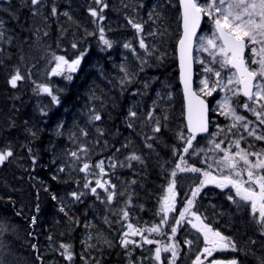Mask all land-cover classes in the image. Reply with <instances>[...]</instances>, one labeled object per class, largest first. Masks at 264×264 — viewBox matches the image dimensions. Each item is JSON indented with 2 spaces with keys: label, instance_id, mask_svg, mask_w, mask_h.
I'll use <instances>...</instances> for the list:
<instances>
[{
  "label": "trees",
  "instance_id": "obj_1",
  "mask_svg": "<svg viewBox=\"0 0 264 264\" xmlns=\"http://www.w3.org/2000/svg\"><path fill=\"white\" fill-rule=\"evenodd\" d=\"M140 1L144 14L150 0ZM105 2L110 5L104 16L124 20L126 5L119 0ZM120 5L121 12H116ZM53 6L57 8L56 15L52 14ZM99 7L93 0H42V5L37 6L30 0H0V20L4 21L0 31L5 33L0 40V151L13 152L0 164V264H124L132 252L135 262L152 264L148 250L134 245L125 249L118 244L117 237L125 210L136 215L133 225L138 228L154 222L155 217L147 211L157 207L164 195L168 184L166 166L173 167L174 154L171 148L163 152L165 160L158 154L152 156V161L149 154L163 148L160 141L177 136L175 127L181 126L186 132L183 124L173 122L183 121L177 62L175 57L165 58L164 62L155 60L154 64L161 63L163 68L148 67L149 71H145L147 62L140 61L134 66V76L129 72L130 78L126 79L121 70H115L116 65L123 64H118L116 58L112 60L113 52L110 54V50L97 44V27L87 18L89 8ZM164 8L165 17L176 21V27L174 23L173 32L170 24L171 31L161 39L175 55L180 36L177 0H167ZM37 10L39 14L33 15ZM208 27L211 29L212 24L205 16L201 32ZM118 32L119 29L107 35L112 37ZM73 43L77 48L72 47ZM81 53L77 70L70 73L71 80L65 78L69 75L66 71L53 74L54 55L71 61ZM17 70L23 79L13 87L9 81ZM148 74H169L173 80L172 96L153 108L158 110L163 105L167 115L159 133L153 131L157 124L146 114L149 90L137 101L134 99L143 76ZM156 84L151 83L150 88L155 89ZM41 85L50 88L59 103H53L52 96L40 90ZM171 89L164 91L169 93ZM197 92L212 102L211 96L198 88ZM130 110L137 113L135 118L129 117ZM158 112L162 117L161 110ZM95 115L101 119H93ZM183 145L182 142L177 149L182 151ZM81 148L86 151H79ZM71 152H77V157H72ZM133 153L141 160L127 159ZM101 161L105 172L102 177L95 167ZM84 163L90 165L87 172L80 171ZM151 166L152 171H148ZM97 179L110 182L106 187L116 193L111 202L107 201L104 189H98L97 194L91 192ZM85 183H90V187L84 188ZM187 184L192 182L186 181L180 196L182 191L190 192L185 191ZM138 186L144 188V193L138 191ZM73 192L83 195L76 200L70 195ZM214 200L220 201L217 197ZM178 214L177 209L175 215ZM236 228L244 232L238 223ZM105 241H110L111 247ZM61 243L71 245V260L62 255ZM51 245L53 251L45 250ZM183 250L184 245L182 253ZM260 253L257 257H264ZM186 254L181 256V264L188 263ZM238 257L244 264L245 258H250L243 248Z\"/></svg>",
  "mask_w": 264,
  "mask_h": 264
},
{
  "label": "snow or ice",
  "instance_id": "obj_2",
  "mask_svg": "<svg viewBox=\"0 0 264 264\" xmlns=\"http://www.w3.org/2000/svg\"><path fill=\"white\" fill-rule=\"evenodd\" d=\"M33 6L42 5V0H30ZM96 5H100L97 8H89V12L92 17L96 20L103 21L105 16L103 12L108 8V4L105 0H93ZM180 6L182 9L183 17V35L179 40V50H180V64H181V80L184 84V95L187 101V136L184 132H181L178 139L185 141V146L183 148L184 153H189L190 149H193V142L197 138L198 133L208 132V106L205 101L197 95L196 92L192 91L191 88V45L192 37L196 36V29L200 26L202 17H207L209 22L212 24L213 31L209 37H200L201 41H205L201 47L205 51H210L214 60L219 57L216 61L219 63L221 69H235L233 75L228 77V85L235 83L238 88L232 91V97H237L243 95L247 98L245 103L242 105L243 108L251 112L259 125H264V0H206L205 3H200V0H180ZM38 10L33 12V15H37ZM52 14H57V8L52 7ZM68 15V13H64ZM71 19V17H69ZM149 19H152V14L150 13ZM128 23L137 31V33L142 32L143 25L141 23H136L134 19L129 18ZM4 21L0 20V29H3ZM100 41L108 48L112 47V42L105 38V29L103 27L99 28ZM4 31H0V40L4 39ZM47 35V33H45ZM139 46L142 49H146V44L143 39L140 40ZM251 46L250 50L252 52L253 58L251 59V64L258 65L256 70H252L250 64L246 62L245 50ZM73 48H77V44L73 43ZM125 48H131L130 43L124 44ZM133 52L135 50L133 49ZM77 56L75 59L69 61L64 56L54 55V60L56 62L55 68H53V74L59 75L66 71L69 75H66V79L71 80L70 73H74L80 64L81 57ZM259 57V59H256ZM142 63H146L142 61ZM143 70V69H141ZM122 71L127 72L124 68ZM205 73H214L217 78H221V71L215 70L213 67L208 66L204 68ZM19 70L15 72L10 78L9 83L16 87L17 81L22 80ZM123 83V81H122ZM204 88L201 91L205 92V95L211 96L212 92L216 91L217 87H226L222 84V80L218 79L214 87L209 88L208 79L201 81ZM42 92L48 93L52 96L53 103H59L58 98L52 95V90L46 86H39ZM147 87V85H145ZM230 90V89H228ZM251 102V103H249ZM221 103L223 108V115L231 116L234 120L231 128L240 125L248 133V136L254 137L255 140L264 141V131L257 133L256 127L249 128L250 124H254V121H249L247 117L238 114L236 107L233 106L235 101L230 102L229 98L224 97ZM137 115L134 111H129V117L135 118ZM153 113L150 111L148 113L149 117H152ZM95 120H100V115H95L93 117ZM167 119V117H165ZM257 125V127L259 126ZM132 125L129 124V127ZM161 130L160 122L157 120V126L153 129L154 132L159 133ZM230 130V129H229ZM245 137L241 136L238 140H235V148L237 151L231 152L225 149H221V143L215 144V149H219L224 152L223 157L217 160V165H223V168L229 169L235 173L237 178H232L231 176H223L217 178L211 174L210 171H204V179L200 181L198 187L194 188L191 192V198L187 199L186 204L182 210L179 212V218L175 220V224L178 226L184 220H188L192 228L196 229L198 232L203 234L205 247L201 250L205 258L212 257L214 252L224 251L232 249L233 251L238 250L237 245L233 242L230 237L224 236L220 231L214 230L208 224H205L201 216L197 215L193 211V206L196 201V197L200 193L201 188L206 184H215L221 189H234L235 197L229 196L228 199L237 205L238 209L244 208L250 205V212L252 214V219L260 229L261 235H264V149L260 151L249 152L246 149L240 147V141L244 140ZM151 148V144L146 145ZM79 151L85 152L86 149L81 148ZM174 155L176 154V149H173ZM195 154V153H192ZM72 157H77V152H71ZM13 156L11 149H6L0 151V164H3L9 157ZM249 156L256 157L255 162L249 159ZM127 159L139 161L141 157L136 154H131ZM243 163V168L240 167V163ZM184 164L185 166H182ZM131 166V165H129ZM90 165L84 163L83 167L80 168L81 172H87ZM96 168L100 169L101 177L105 174L103 161L95 165ZM212 165L209 164V168ZM63 171V168L61 169ZM177 171L179 172H193L197 173L201 170L196 167L186 166L183 156H181V162L176 164V169L171 173L172 177H176ZM246 172L247 179H240L242 174ZM109 181L97 179L95 181V187H91V192L97 194L98 189H104L107 193V201L111 202L116 195L115 192L110 191L106 185H109ZM135 183V181H133ZM175 185L176 180L173 179L168 184L165 194L160 200V212L163 213L162 219L158 225H153L151 227L138 228L132 223L127 225V231L122 234L120 240L121 247L127 249L129 245H135L142 247L144 244L152 245L159 244V241L149 239L144 233H158L160 232V226L169 222V213L175 210ZM90 183H85L84 188H89ZM111 188H115V185H111ZM258 189V190H257ZM74 199L79 200L83 193L73 192L70 194ZM123 195V193H120ZM99 199V196H97ZM238 198V199H236ZM55 199V197H53ZM39 207L37 206V211ZM61 211L64 208L61 207ZM159 215V213H158ZM129 216L128 211H123V219H127ZM191 217V219H189ZM33 224L36 222V218L33 217ZM3 231V225H0V232ZM173 235L177 232V227L173 226L171 228ZM31 235V233H30ZM139 237L140 240L136 241L130 237ZM51 240V237H49ZM110 247L111 242L105 241ZM190 245L192 241H187ZM255 243V241H252ZM33 249L36 245H32ZM60 248L63 249L62 255L65 256L66 260L72 259L71 245L60 244ZM170 252L171 260L169 264H175L177 253V246L175 244L165 245L163 247H156L154 252V258L156 261H160L161 252ZM259 264H264V257H258ZM193 264H204L201 255H197ZM208 264H238V261L232 259L230 261H223L212 259Z\"/></svg>",
  "mask_w": 264,
  "mask_h": 264
},
{
  "label": "rangeland",
  "instance_id": "obj_3",
  "mask_svg": "<svg viewBox=\"0 0 264 264\" xmlns=\"http://www.w3.org/2000/svg\"><path fill=\"white\" fill-rule=\"evenodd\" d=\"M119 2H121L123 5H126V8H127L126 12L123 11V14H122L124 20L118 21L114 18H110V15H108V16H105V20L99 21V20H96V18L92 17L89 12L90 15L87 18L91 20L94 23V25L97 27V32L99 33L98 37H100L99 28L103 27L105 29V38L112 42V47L111 48L106 47L100 41V38L97 44H99V46L100 45L103 46L108 51L110 50V54L113 52L111 55V59L113 60V58H116L118 64H123L122 66L116 65L115 70L117 69V70L122 71V68H124L127 72L126 79L128 80L130 78L129 72L133 73V74L130 73L131 76H134V66L136 65L137 67V63L138 62L140 63V61L147 62V69H145V71H149V68L151 69L153 68L155 69L157 67L163 68V66H161V63L155 65L154 61L159 60V62H164L165 58L175 57L171 46L169 44L166 45L161 39L162 35H164L167 31L168 32L171 31V28L169 27L170 24H171L173 32L176 27V21H173L172 18L170 21L169 17L168 18L165 17L166 10L164 8V5L165 3H167V0H150L149 6L144 11V14H141V11L144 10V8L142 7L143 5L140 0H119ZM200 3L203 4L205 2L200 1ZM109 5L110 4H108V7ZM112 6L114 7L115 4ZM117 7H120V8L116 9V12H119V11L121 12L122 6L120 5ZM150 13L152 14V19H149ZM129 18H132L134 19L136 23H141L143 25L142 32L137 33V31L128 23ZM78 23L79 22H77V24ZM174 23H175V27H174ZM208 23H210L209 20H208ZM118 29H119V32L115 36L110 37L109 35H107L109 32H112L115 30L118 31ZM122 30H126V31H122ZM206 30H207L206 32L204 33L201 32L200 34H198L195 40V48H194L193 56H194V63L199 69L195 75L196 86L199 90L203 89L204 85L201 83V81L204 79H208L209 88H211L215 86L216 81L218 79H221L222 84L226 87H223V86L217 87L216 91L212 92L211 111L213 114L211 115V119H210L211 131L208 133L206 138L202 140V142L198 143L199 139L201 138L199 139L196 138V140L193 142V149H190L189 153H184L183 150L179 151L177 149L179 141L184 143L183 147L185 146V141L178 139L179 134L183 132V130L181 126L175 127V125H173L175 129L178 128L176 129L177 136L171 138L168 141H160L159 144L163 148L157 149L155 152H152L149 154L151 161H152V156L158 155V154H160L163 160H165V155L163 152L170 151L171 148L176 149V154L174 155V160L172 161L173 167L167 168L168 166H166V169H167L166 179L168 180V184L170 183L171 180L173 179L176 180L175 210L169 213V222L160 226V232L144 233V235H147L149 239L159 241L158 245L157 244H152V245L144 244L142 247L134 245V247L145 248L146 250L150 252L151 258L149 259L151 260L152 264H166V261L169 263V261L171 260L170 252L162 251L161 259L159 262L156 261L154 258V252H155L156 247L158 246L163 247L169 244H175L177 246L178 255L176 257L175 264L177 263L181 264L184 262L182 259L180 260L181 256H183L184 253L185 254L187 253L185 255L188 261L187 264H193V260H191L192 259V253H191L192 249H190L191 244L189 245L187 243V241L192 240V236H191L192 226L190 223H188L187 219L177 226L175 224V220L179 218V214L175 215V212L177 211V209L180 212V210L184 208L187 199L191 198L192 190L196 188L194 187V185H197V182L198 180L201 179V176H203L204 171H210L212 174L213 169L221 170L223 168V165H217L216 161L220 160L223 157L224 152L219 149H215V144L221 143V141H223V143H221V149L235 152L237 151V149L235 148V144L233 142L235 140H238L241 136L244 137V135L247 134V132L240 125H237V127L235 128H231V125H233L234 123L233 118L231 116L222 114L224 110L221 107V103L219 102H222L224 97L227 96L230 102H233V101L236 102L233 104V106L236 107L237 112H239V108L242 107V105L245 103V100L240 99L241 95L237 97H232V91H235L238 88V85H236L235 83L228 85V77L233 75L235 71L233 69H221L219 63L216 62L219 60V57H216L214 60L211 52L205 51L201 47V45L205 43V41H201L199 38L211 36L213 27L211 29L208 27ZM141 39L144 40L146 44V49L140 48L139 42ZM125 43H130L132 47L125 48L124 47ZM115 48H116V51H115ZM117 48H118V51H117ZM250 48L251 46H249V48L247 49L248 51L246 52V61L250 64V67L252 70H256L258 68V65L251 64V59L253 58V55H252ZM133 49L135 50V52H133ZM128 57H129V60H128ZM256 59H259V57H256ZM208 66L213 67L217 71H221L222 73L221 78H217L214 75V73H205L204 68ZM122 74H123L122 76H125L126 75L125 71H122ZM147 76L148 77H146L145 75L143 76L142 81H141V86L138 88V91L134 99L137 101L140 98L141 94L144 95L146 93V90H149L147 111L148 113L151 111L153 115L152 117H149V116L148 117L150 118L151 121L155 122L156 124H157V120H159L160 124L164 126L165 125L164 120H165V117H167L166 111H164V106L160 105L158 110L153 109V108L154 106L158 105L162 100H168L172 96V93H173L171 89V87L173 86L172 77L169 74L167 75L164 74L163 77H160L159 74H156L155 76L148 74ZM155 81L157 82V84L155 85V89L150 88V84L155 83ZM145 85H147V87H145ZM164 88L171 89L169 91L170 94L167 92V90L164 91ZM203 93L205 94V92ZM159 110H161L162 112V117L158 116ZM148 113L146 114L148 115ZM247 119L249 121H254V122L256 121V118L253 114L247 117ZM173 122L179 125L183 124L184 130L186 129L182 121L178 122V120H173ZM257 125H259V122L257 123ZM250 127L253 128L254 125L251 124ZM256 128L264 131V125L263 126L259 125L258 127L256 126ZM185 136H187V132H185ZM174 139H177L178 142H176L174 145L172 144L173 145L172 146L171 143L173 142ZM227 139H229V143L226 149L224 148L223 145L225 144L224 142ZM207 145H209V147ZM240 147L248 150L249 152L260 151L261 149H264V141H258V140H255L254 137H251L250 142L246 139L241 140ZM192 153H195V154H192ZM181 156H183L186 166L199 168L202 172V175H199V174L194 175V173H191V172L177 171L176 177H172L171 173L176 169V164L181 162ZM148 164H149V161H147V166ZM209 164L212 165L211 168H209ZM182 166H185V165L182 164ZM152 168H153L152 166L147 167V170L152 171ZM227 174L232 175V173L229 171H227ZM187 180H190L192 182V185L187 184L185 191L190 190V192L185 194V192L182 191V194H181L182 197L179 198L177 196L176 191H179L180 188L186 184ZM200 181L198 182V184H200ZM149 182H151V180ZM139 188L140 189H138V191L141 193H144V188H141V187ZM165 190H164V194H165ZM135 194H137V192H135ZM147 197H150V196H147ZM183 198L185 199V202L182 200ZM216 203H217V208L212 209L215 212L213 222L216 223V221H219L216 225L215 230L220 231L226 237L227 235L225 231L233 230L234 233L232 236L231 235L230 236L232 237L233 242L237 245L238 251L240 248H243L244 250H246L247 257L252 258V259L250 258L247 259L243 257L245 258L246 263L247 264H259L257 255H260L261 254L260 252L264 253V235H261L259 227L257 229L254 225L253 226L247 225L248 222L245 220L242 214L234 213L230 208H227L220 201ZM235 208H237L236 204H235ZM245 209L250 211V205L246 206ZM143 210H148V209L143 208ZM193 211H195L197 214H200V211H196L194 210V208H193ZM150 216L155 217L154 222L152 224L145 225L143 228L151 227L153 225L159 224L163 216V213L160 212V201L157 204V207H155L151 211ZM222 217H225V220L222 219ZM135 219H136V215L134 213L132 214L129 213V216L127 219L122 218V223H121L122 230L120 231V234L117 237L119 241L122 238V234L125 231H127V225L129 223L133 224ZM189 219H191V217H189ZM236 223H238L241 227H243L244 232H242L241 230L240 231L237 230ZM255 225L257 224L255 223ZM173 226L177 227V232L175 233V235H173L171 232V228ZM181 227L182 229H180ZM130 238L136 241L140 240L138 236L130 237ZM256 238H258L261 241L260 245L256 243ZM194 241L196 242L198 241V239L194 237ZM252 241H255V243H252ZM118 244L120 245V242ZM182 245H184V248H185V251L183 250V253H182ZM46 249L48 252L53 251L52 245L48 248H45V250ZM229 251H233V250L229 249ZM132 256H133V252H132ZM132 256L131 257L128 256L124 264H140V262H135V259L132 258ZM194 260H195V257H194Z\"/></svg>",
  "mask_w": 264,
  "mask_h": 264
},
{
  "label": "flooded vegetation",
  "instance_id": "obj_4",
  "mask_svg": "<svg viewBox=\"0 0 264 264\" xmlns=\"http://www.w3.org/2000/svg\"><path fill=\"white\" fill-rule=\"evenodd\" d=\"M247 51L248 50L246 49V52ZM246 52H245V56H246ZM240 109L243 110L244 113L238 112V114H240L242 116H245V117L251 116L252 113L249 112L247 109H245L243 107H241ZM257 123H258V121H255V123L253 124L254 127L257 126ZM250 125H249V128L251 129ZM256 130H257V133L258 134L262 132L261 129H257L256 128ZM244 137H245L246 140H248L250 142L251 136H248V133L245 134ZM224 143L225 144L223 146H224V148L227 149L228 143H229V139L225 140ZM249 159L251 161L255 162L256 157L249 156ZM240 167L243 168V164L242 163H240ZM227 171L231 172L232 175L227 174ZM212 175L215 176V177H217L218 179L221 178V177H223V176H231L232 178H237L235 176V173L234 172H232V171H230L229 169H226V168H222L221 170H215V169H213ZM203 179H204V177L201 176V179L200 180H203ZM240 179H244V180L247 179L246 172H244L242 174V176L240 177ZM200 180H198V182ZM198 182H197V185H194V187H198L199 186ZM176 192L178 193V191H176ZM230 195L233 196V197H235V190L234 189H231V188L221 189V188L217 187L215 184H206L203 188H201L200 193L196 197V201H195V204H194V210L200 211V214H197V215L201 216V218L203 219L204 223L205 224H208L210 227H212L215 230L216 227H215L214 222H213V218L215 216V212L212 209L215 208V200L214 199H215V196H217V197L222 198V200L224 202V205L227 208H230L234 213L242 214L244 216L245 220L248 222L247 225L250 226L252 224V217H251L252 214H251V212L248 211V210H246L245 207L244 208H241V209L235 208V203H233L232 201H230L228 199V197ZM236 199H238V198H236ZM151 211H149V212L147 211L148 214H151ZM225 233H226L227 237H230L232 239L231 236L234 233L233 230H228V231L226 230ZM191 236H192V240H191L192 243H191V247H190L192 249L191 250V253H192V259L191 260L194 261V257L196 258V256L199 254L202 257V260L204 261V264H208V262L211 261L212 259L223 260L225 262L230 261L232 259H235V260L238 261V264H239V259L237 257L238 250L231 251L230 254L226 257V259L225 258H220L219 256H220V253H222V252L228 253L229 252V249L228 250H224V251L214 252L212 257L205 258L203 256L202 251H201L203 249V247H205L203 234H201L200 232H198L194 228H192V234H191ZM194 237L197 238L198 241L195 242L194 241ZM256 243L258 245H260L261 244V241L258 238H256Z\"/></svg>",
  "mask_w": 264,
  "mask_h": 264
},
{
  "label": "water",
  "instance_id": "obj_5",
  "mask_svg": "<svg viewBox=\"0 0 264 264\" xmlns=\"http://www.w3.org/2000/svg\"><path fill=\"white\" fill-rule=\"evenodd\" d=\"M178 6H179V9H180V14H181V19H180L181 33H180V37H179V39L177 41V44H176V58H177V68H178V84H179L180 91H181V96H182V101H183V109H184L183 119H184V123H185L186 129H187V101L185 100V95H184V84H183V82L181 80V64H180V50H179V40L181 39V37L183 35V31H184V29H183L182 9H181V6H180V0H178ZM202 21H203V17L201 19L200 26L196 29V36L192 37V45H191V53H190L191 59H192L191 71H190V79H191V88H192V91H194V92H196V90L194 88L195 65H194V59H193V50H194V45H195V39H196L200 29H201ZM197 95H199V94L197 93ZM200 98L203 99L205 101V104L208 106V109H209V111H208V120H209V118H210V114H209L210 105H209L208 101L206 99H204L202 96H200ZM208 131H209V125H208ZM203 134H205V133H198L197 136H200V135H203Z\"/></svg>",
  "mask_w": 264,
  "mask_h": 264
},
{
  "label": "bare ground",
  "instance_id": "obj_6",
  "mask_svg": "<svg viewBox=\"0 0 264 264\" xmlns=\"http://www.w3.org/2000/svg\"><path fill=\"white\" fill-rule=\"evenodd\" d=\"M121 200H122V199H121ZM121 200H120V201H121ZM121 204H122V203H121ZM119 205H120V204H119ZM112 208H113V207H112ZM113 209H114V208H113ZM108 224H110V223H108Z\"/></svg>",
  "mask_w": 264,
  "mask_h": 264
}]
</instances>
